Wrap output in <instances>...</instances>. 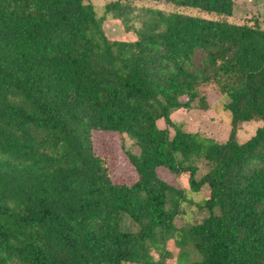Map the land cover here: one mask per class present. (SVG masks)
<instances>
[{
    "label": "trees",
    "instance_id": "16d2710c",
    "mask_svg": "<svg viewBox=\"0 0 264 264\" xmlns=\"http://www.w3.org/2000/svg\"><path fill=\"white\" fill-rule=\"evenodd\" d=\"M133 1L106 9L127 22ZM155 1L213 15L148 8L111 37L91 0H0V264H163L170 245L189 264H264V28L229 20L234 0ZM211 93L224 141L172 118ZM118 157L135 178L112 175ZM185 201L209 214L178 227Z\"/></svg>",
    "mask_w": 264,
    "mask_h": 264
},
{
    "label": "rangeland",
    "instance_id": "374dc122",
    "mask_svg": "<svg viewBox=\"0 0 264 264\" xmlns=\"http://www.w3.org/2000/svg\"><path fill=\"white\" fill-rule=\"evenodd\" d=\"M115 0H91L99 16H103L104 29L111 37H121L130 28H140L143 25L144 19L147 17V9H160L165 13L179 10L191 14H199L212 16L198 9L190 7H175L169 3L155 1V0H135L132 2V11L129 13L130 19H124V16L117 17L113 11H107L106 5ZM231 21L240 23H255L258 22L264 28V0H234L233 15L228 18ZM203 50L197 48L192 55L189 62V67L194 69L199 66L203 60ZM224 97L211 93L209 99V106L206 109L192 106L185 109L180 108L172 114L174 121L181 124L182 128L186 131H196L203 135L212 137L219 141H224L229 137L231 131V114L230 111L224 106ZM261 119H253L250 121L241 122L237 130V137L241 142L248 140L252 137L257 128L262 125ZM160 127H165L166 123L163 119L158 120ZM173 131V130H172ZM127 145L133 151H138V147L133 140L127 138ZM128 146V147H129ZM111 173L114 177H124L128 180L135 178L131 166L128 164L125 157H118L109 161ZM208 166L205 161L199 162L198 177L205 174ZM206 187L203 188V190ZM189 201L201 202L207 194L204 191H188L186 193ZM185 201L181 205L182 213L175 218V223L178 227L182 226L185 222H197L204 216L209 214L208 209H201L197 204ZM127 216L125 215L124 218ZM131 229H136L131 221H127ZM172 244V243H171ZM174 245L167 246L166 250L170 249V253L174 255L172 259L167 257L163 264H189L192 260L198 259V255L192 251L191 247L182 249H175ZM155 259H159L155 254ZM124 264H138L133 262H125Z\"/></svg>",
    "mask_w": 264,
    "mask_h": 264
}]
</instances>
